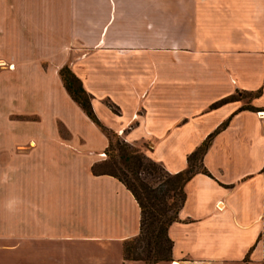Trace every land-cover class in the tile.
I'll use <instances>...</instances> for the list:
<instances>
[{
  "label": "crops",
  "instance_id": "0c3cea01",
  "mask_svg": "<svg viewBox=\"0 0 264 264\" xmlns=\"http://www.w3.org/2000/svg\"><path fill=\"white\" fill-rule=\"evenodd\" d=\"M66 64L172 173L219 129L156 264H264V0H0V264H146L124 256L142 209L93 171L110 140Z\"/></svg>",
  "mask_w": 264,
  "mask_h": 264
},
{
  "label": "trees",
  "instance_id": "16d2710c",
  "mask_svg": "<svg viewBox=\"0 0 264 264\" xmlns=\"http://www.w3.org/2000/svg\"><path fill=\"white\" fill-rule=\"evenodd\" d=\"M60 74L71 96L108 134L110 142L106 153L109 157L94 164L93 171L118 176L133 191L140 203L142 209L140 232L125 240V258L140 259L146 264L171 259L173 240L168 233L169 226L179 219V211L186 200V182L197 172L210 173L204 164V155L219 129L210 133L198 148L189 154L186 168L172 173L125 139L121 133L101 121L92 105V93L84 87L82 79L69 65L61 67ZM239 93L254 96L260 93V89ZM234 97H237V94L222 98L212 105L217 106ZM109 104L118 111L113 103ZM226 123L227 121L223 122L221 127ZM146 176H151L152 180L148 181Z\"/></svg>",
  "mask_w": 264,
  "mask_h": 264
},
{
  "label": "rangeland",
  "instance_id": "374dc122",
  "mask_svg": "<svg viewBox=\"0 0 264 264\" xmlns=\"http://www.w3.org/2000/svg\"><path fill=\"white\" fill-rule=\"evenodd\" d=\"M237 96H244V97H246V98H250V94H248V93H238L237 94ZM123 137H124V135L123 134H121ZM125 138V137H124ZM126 139V138H125ZM135 145V144H134ZM137 147H139L142 151H144V149H143V147L142 146H140V145H136ZM144 153L146 154V155H148L149 157H151L146 151H144ZM107 154V153H106ZM106 158H108L109 156L108 155H106L105 156ZM105 158V159H106ZM145 174L143 173L142 174V176H144ZM147 177V180L148 181H151L152 180V177L151 176H146Z\"/></svg>",
  "mask_w": 264,
  "mask_h": 264
},
{
  "label": "built area",
  "instance_id": "2783aa9c",
  "mask_svg": "<svg viewBox=\"0 0 264 264\" xmlns=\"http://www.w3.org/2000/svg\"><path fill=\"white\" fill-rule=\"evenodd\" d=\"M105 154V153H104Z\"/></svg>",
  "mask_w": 264,
  "mask_h": 264
}]
</instances>
